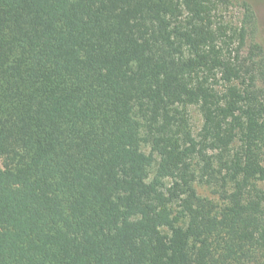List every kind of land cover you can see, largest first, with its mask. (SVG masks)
<instances>
[{
  "label": "trees",
  "instance_id": "16d2710c",
  "mask_svg": "<svg viewBox=\"0 0 264 264\" xmlns=\"http://www.w3.org/2000/svg\"><path fill=\"white\" fill-rule=\"evenodd\" d=\"M227 4L0 0V264H264V45Z\"/></svg>",
  "mask_w": 264,
  "mask_h": 264
},
{
  "label": "rangeland",
  "instance_id": "374dc122",
  "mask_svg": "<svg viewBox=\"0 0 264 264\" xmlns=\"http://www.w3.org/2000/svg\"><path fill=\"white\" fill-rule=\"evenodd\" d=\"M251 8L252 17L247 19L248 9ZM223 19L235 27H247L248 40L246 53L249 52L254 42L264 45V0H228V4L222 9ZM193 124L198 132L202 125L200 115L192 110ZM4 168V159L0 157V169ZM258 187L264 190V181L257 182Z\"/></svg>",
  "mask_w": 264,
  "mask_h": 264
}]
</instances>
